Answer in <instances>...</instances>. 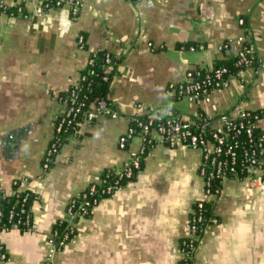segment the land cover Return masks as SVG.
Wrapping results in <instances>:
<instances>
[{"label":"crops","instance_id":"1","mask_svg":"<svg viewBox=\"0 0 264 264\" xmlns=\"http://www.w3.org/2000/svg\"><path fill=\"white\" fill-rule=\"evenodd\" d=\"M45 1L0 0L21 8L0 11V185L10 191L18 181L32 194V227L1 233L7 258L0 264H181V240L203 199L219 223L208 225L195 264H264L262 171L226 177L218 195L207 197L199 171L203 151L160 141L135 180L76 221L63 249L50 241L57 222L67 219L69 202L100 182L104 169L121 170L140 147L139 136L127 148L118 138L146 107L186 117L203 110L217 128L223 114L237 119L263 110L257 126L264 132V0H84L77 16L67 5L44 10ZM242 38L257 65L232 76L209 101L169 95L168 86L185 81L188 71H209L237 56ZM100 49L116 59L107 95L116 116L82 126L81 136L69 137L45 170L62 111L57 96L79 81Z\"/></svg>","mask_w":264,"mask_h":264},{"label":"built area","instance_id":"2","mask_svg":"<svg viewBox=\"0 0 264 264\" xmlns=\"http://www.w3.org/2000/svg\"><path fill=\"white\" fill-rule=\"evenodd\" d=\"M83 2L84 0H46L43 3V9L50 10L67 5L70 7L72 15L77 16L81 11ZM5 7L6 5L0 2V11H3ZM18 11L21 12L20 7ZM241 22H243L242 19ZM241 40L237 64L251 67L254 58L253 50L245 45L247 40L244 38ZM79 43L83 46V36H80ZM106 61L107 63L111 62L110 56H107ZM227 73V67H217L209 71L201 68L190 70L185 81L171 83L168 86V93L177 100L186 99L199 104L209 101L214 91L222 89L229 83L233 75H227ZM70 99V106L66 102H60L63 106L60 114L64 118L57 125L54 123V137L47 150L46 159L48 154L57 150L55 134L63 130L66 122L68 124L72 123L81 111L82 106H84L83 102L78 104L76 93H72ZM82 112V119L78 122L76 129L78 133H81L82 126L93 124L102 115L112 114L116 116V110L112 108V104L108 102L106 97L95 99L90 103L88 109ZM252 112L245 111L237 119L223 114L220 117L222 127L217 128L214 126V119L206 113L203 115L201 110L186 117L172 108L148 106L146 107V114H144L148 115V118L138 122L137 128L129 124L128 130L118 138V145L121 148L129 147L135 136L142 139V144L138 149L131 152L130 158L124 163L122 169L116 173L129 177L134 174L135 170L139 171L145 159L144 154L147 145L160 141L172 147L183 144L203 151V161L199 171L204 178L207 197L218 195V193H213L211 190L213 179L219 178L222 185L226 177L239 178L244 171L248 174L249 169L262 171L263 178L259 180L264 183L263 129L259 135H255V129L258 127L257 123L263 120V115L259 113L253 115ZM243 133L247 135L250 145L239 151L241 148L239 136ZM103 182L104 180L101 179L98 183ZM112 191L113 185H108L102 189V193H111ZM95 193H97V188L93 183L78 197L69 202L67 219L65 220L67 223L66 233L61 238L58 231L54 230L50 236V241L55 249L59 250L60 246L65 245L71 238L70 234L75 231L77 219L91 214L93 208L100 202L97 196L92 197ZM31 198V192L22 191L18 181H14L13 188L10 191L0 185V235L10 228L32 227V217L28 206ZM4 202L10 203L6 216L3 207ZM206 202L207 200L204 199L197 201L189 217V235L183 238L180 243L181 264H195V257L208 225L219 223V217L215 213H212L211 216L204 215L203 208ZM5 258H7V253L0 241V259Z\"/></svg>","mask_w":264,"mask_h":264},{"label":"trees","instance_id":"3","mask_svg":"<svg viewBox=\"0 0 264 264\" xmlns=\"http://www.w3.org/2000/svg\"><path fill=\"white\" fill-rule=\"evenodd\" d=\"M3 11H6L8 13L11 14H17L19 11L17 9H12L9 7H5L3 9ZM245 45L247 47H250V43L248 41L245 42ZM107 56H110L111 58V62L107 63ZM239 59V56H234L233 58L229 59L226 62H222V63H218L214 68L217 67H227L228 68V73L227 75H238L242 70L246 69L247 67L244 65H239L237 64ZM91 63L89 64V66L81 73V77L79 79L78 84H74L71 87H69V89L62 91L58 94V100L60 102H66V104L68 106L71 105V95L72 93H76L78 95V104L80 102L84 103V106H82L81 111L77 114L76 118L72 121V123L68 124V122H66L64 124V128L61 132L56 133L55 134V142H56V151L52 152L50 154L47 155V159L45 158L43 161V166L44 169L47 170L51 167L54 157L57 155V153L60 151V149L62 148V146L67 142V140L69 139V137L76 135V136H81L80 133L76 132L77 129V124L78 122L82 119L83 116V112L84 110L88 109L89 105L91 102H93L95 99L100 98V97H106L110 91V83L113 79V77L117 74V65L116 62L111 54V52L105 50V49H100L94 53L91 54ZM253 63L252 65H257V61L256 58L254 57L253 59ZM111 65L112 69L108 70L107 66ZM109 103L112 104V102L110 100H108ZM201 113L203 115H205V112L203 110H201ZM261 114L263 115V110H258V111H253L252 114ZM64 116H62L61 114H59L55 120L54 123L57 125V123L59 121H61V119H63ZM148 118V115H133L130 117V124L134 127L137 128V124L138 122H140L142 119H146ZM69 119V118H67ZM137 131H139V129H137ZM262 132V128L260 127H256L255 129V135H259ZM239 140L241 142V148L239 149L242 150L244 148H247L250 143L248 142V137L246 134H242L239 136ZM52 143V142H51ZM50 143V144H51ZM154 145V143L152 144H148L145 150V154L144 156H146L148 154V152L150 151V149L152 148V146ZM50 146V145H49ZM145 158V157H144ZM51 160V161H50ZM144 166V160L142 162V165L139 169V171L143 168ZM138 170L134 172L133 175L127 177L124 176L121 173H116L115 170L107 168L104 169L101 173V179L104 180L103 183L99 184V183H95L96 188H97V193H95L92 197L97 196L100 200L109 196L110 194H112L113 192H115L118 188L126 185L128 182L133 181L136 179L137 175H138ZM246 174V171L242 172L240 174L239 178L244 177ZM233 178V177H231ZM108 185H113V191L111 193H102V189L105 188ZM221 184H220V180L219 178H215L212 181V186H211V190L213 193H219L220 189H221ZM81 200V199H78ZM4 209H5V216L7 215V209L10 205L9 202H4ZM28 206H31V201L29 202ZM203 213L205 216H211L212 215V208H211V204L209 202L205 203V206L203 208ZM80 219V218H78ZM77 219V220H78ZM67 223L65 220L62 221H58L57 225H56V231H58L59 233V237L63 236L64 233H66L67 229ZM22 230L27 229L26 226L21 227ZM69 231V229H68ZM76 229L74 231V233H71V238L72 236L75 234ZM62 238V237H61ZM63 246H60V249H63ZM59 249V250H60Z\"/></svg>","mask_w":264,"mask_h":264},{"label":"rangeland","instance_id":"4","mask_svg":"<svg viewBox=\"0 0 264 264\" xmlns=\"http://www.w3.org/2000/svg\"><path fill=\"white\" fill-rule=\"evenodd\" d=\"M80 77H81V76H80ZM78 82H79V81H78ZM78 82H77V83H78ZM62 107H63V106H62Z\"/></svg>","mask_w":264,"mask_h":264}]
</instances>
